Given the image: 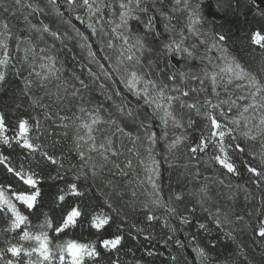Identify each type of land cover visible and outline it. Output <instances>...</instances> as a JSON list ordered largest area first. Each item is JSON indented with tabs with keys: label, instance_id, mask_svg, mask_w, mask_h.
<instances>
[{
	"label": "clouds",
	"instance_id": "1",
	"mask_svg": "<svg viewBox=\"0 0 264 264\" xmlns=\"http://www.w3.org/2000/svg\"><path fill=\"white\" fill-rule=\"evenodd\" d=\"M255 33L264 0H0V264H264Z\"/></svg>",
	"mask_w": 264,
	"mask_h": 264
},
{
	"label": "snow or ice",
	"instance_id": "2",
	"mask_svg": "<svg viewBox=\"0 0 264 264\" xmlns=\"http://www.w3.org/2000/svg\"><path fill=\"white\" fill-rule=\"evenodd\" d=\"M221 38L224 39L223 37H221ZM254 38H255L257 44H261V42H264V34H261V33H255ZM34 50H35V49H34ZM41 51H42V50H41ZM42 58H43V59H46V57H42ZM42 67L47 68V70H48L49 72H51V71H53V70L55 69L54 62H53V64H52V66H50V67H49L48 65H42ZM237 67H238V66H234V65H232L231 63H228V64L226 65V68H227L228 71H233L234 68H237ZM0 119H2V118H0ZM213 123L216 124L217 127H219V125H220V121H217V120H215V119H214ZM4 127H5V129H6V126H4ZM28 134H29V128L26 126V122H22V123L20 124V126H19V129H18L17 133H16V137H17V139L22 140L23 143L26 144V146H28V147H32V145H31V143H30L29 141H27V140H23V138H24L26 135H28ZM250 170H251V172L255 173L257 176H259V174H260V169H258V168H251ZM28 182H29V183H33L34 181H32L31 179H29ZM5 200H6V198L3 196V193H0V206H3V205H4ZM97 221H98L99 223H101V224L105 222V221H104V218H103V217H100V216L97 217ZM259 233H260L261 238H264V228L259 229Z\"/></svg>",
	"mask_w": 264,
	"mask_h": 264
}]
</instances>
